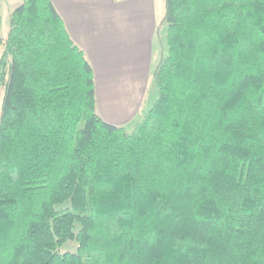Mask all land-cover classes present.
<instances>
[{
    "label": "trees",
    "instance_id": "obj_1",
    "mask_svg": "<svg viewBox=\"0 0 264 264\" xmlns=\"http://www.w3.org/2000/svg\"><path fill=\"white\" fill-rule=\"evenodd\" d=\"M2 18L0 264H264V0H165L132 131L53 0Z\"/></svg>",
    "mask_w": 264,
    "mask_h": 264
},
{
    "label": "crops",
    "instance_id": "obj_2",
    "mask_svg": "<svg viewBox=\"0 0 264 264\" xmlns=\"http://www.w3.org/2000/svg\"><path fill=\"white\" fill-rule=\"evenodd\" d=\"M9 1L0 0L2 12ZM12 1L17 6L21 3ZM53 2L94 68L97 108L102 118L117 125L109 112L129 113L140 98L136 108L139 114L146 100L145 95L141 96L143 84H150L154 70L149 38L158 35L165 15V11L162 18L158 15L157 0Z\"/></svg>",
    "mask_w": 264,
    "mask_h": 264
},
{
    "label": "rangeland",
    "instance_id": "obj_3",
    "mask_svg": "<svg viewBox=\"0 0 264 264\" xmlns=\"http://www.w3.org/2000/svg\"><path fill=\"white\" fill-rule=\"evenodd\" d=\"M17 7L16 3L14 1L10 0L8 3L5 4V7L2 12V37L5 39L8 36V31H9V25H10V18L13 10ZM157 11L158 15L160 18L163 17L164 11H165V0H157ZM166 27L161 28V34L155 33V36L149 38L150 42L152 43V64H154V68L157 64V62L160 59L161 52L165 51L166 49ZM4 46L0 47V57L3 53ZM147 80H145L146 83ZM143 89L141 92V96L145 95V102H144V108L140 113L138 114L136 111L137 105L140 101V98L133 103L132 109H130L128 112L130 113H124V112H112L110 111V116L112 120L115 121L117 125L124 126L126 129L129 131H132L136 128L138 119L140 118L142 112L145 110H148L156 100L158 93H157V86L153 80H151L150 84L147 86V84H143ZM147 87V88H146ZM146 91V92H145ZM5 95V89L2 90L1 95H0V112L2 109V104H3V99ZM144 98V96H143ZM98 113L102 114L100 107L97 108ZM138 110V109H137ZM136 111V112H135ZM138 114V115H137ZM78 248V243L76 240L69 241L66 244L62 245L60 247L61 252H76Z\"/></svg>",
    "mask_w": 264,
    "mask_h": 264
}]
</instances>
